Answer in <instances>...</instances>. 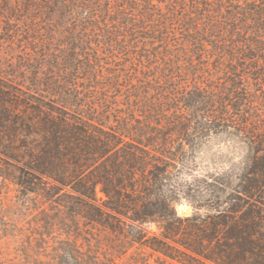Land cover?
<instances>
[{"label": "trees", "instance_id": "16d2710c", "mask_svg": "<svg viewBox=\"0 0 264 264\" xmlns=\"http://www.w3.org/2000/svg\"><path fill=\"white\" fill-rule=\"evenodd\" d=\"M24 4L33 25L47 26L68 38L71 55L44 56L43 77L35 75L29 92L20 89V98L0 93L9 100L0 103L6 138L20 135L23 140L19 147H3V155L21 165L17 184L22 192L48 201L57 198V205L69 210L76 207L86 221L113 232L123 234L127 232L123 227H129L135 231L136 244L179 264H264V0H24ZM146 21L149 25L143 26ZM175 27L184 29L187 46L181 53L165 57L170 69L143 81L140 77L129 80L124 86L120 82L138 74L134 70L127 75L119 69L102 90H113L117 98L141 89L162 95L170 92L167 84L180 74L177 64L188 60L187 66L193 69L190 58L200 63L208 58L218 61L219 70L230 63L224 77L230 80L225 91L233 94L232 104L215 103L212 108L221 111H208L209 116L199 115L190 123L205 128L213 121H231L249 135L245 144L253 153L239 188L243 196L239 201L247 207L237 220L234 210L205 220L196 215L180 218L173 201L153 191L170 173L172 165H167L165 157L175 161L172 156L177 155L159 151V145L147 143L148 138L135 135L129 126L107 124L101 112L88 115L87 103L68 94L75 79L70 71L76 68L79 52L88 56L92 47L93 41L85 42L82 33L91 36L101 30L99 38L105 40L109 55H115V43L122 56L130 55L131 65L152 58L125 52L128 46L121 45L124 35L134 38L130 44L137 45L134 51L151 49L159 54L157 48H162L161 53H169ZM87 60L85 67L91 66L92 60ZM95 60L99 62V58ZM140 65L150 74L154 70ZM249 79L255 82V95L246 86ZM197 91L205 92L200 87ZM141 109L143 113L151 107L142 105ZM153 113L160 131L163 115ZM150 224H157L159 234L148 235L144 226Z\"/></svg>", "mask_w": 264, "mask_h": 264}, {"label": "rangeland", "instance_id": "374dc122", "mask_svg": "<svg viewBox=\"0 0 264 264\" xmlns=\"http://www.w3.org/2000/svg\"><path fill=\"white\" fill-rule=\"evenodd\" d=\"M179 16H182L181 9ZM30 19L32 17L25 11L24 0H0V93L5 91L20 98V89L29 92L27 88L35 75L40 73L39 77H43L41 72L45 73L43 69H46L44 56L71 55L70 47L66 46L67 37L49 31L47 26L38 28V24L33 25ZM148 21L142 25H149ZM181 28L172 30L171 45L174 47L169 53H161L162 48H157L159 54L151 49L136 52L134 49L137 45L130 47L134 38L129 34L124 35L121 45L128 46L125 52L136 57L151 55L152 58L145 62L137 60L131 65L130 55L122 56L123 53L117 51L120 46L115 43V55H109L110 50L103 45L105 40L99 38L101 30L90 33L91 36L82 33L85 42L93 41L90 43L92 47H89V57L79 52L76 68L73 66L70 71L75 79L68 94L78 96L87 103L85 113L88 115L93 111L96 115L101 112L107 124L129 126L135 135L148 138L147 143L154 147L159 145V151L177 155L176 158L172 156L175 161L165 157L167 165H172L170 173L153 191L173 201L180 218L196 215L205 220L234 210L237 211L234 214L237 220L247 207L239 201L243 198L239 188L253 153L245 144L249 135L243 126L234 125L231 121H213L205 128L190 123L199 115L205 117L210 112L221 111L220 108H212L216 106L215 103L232 104L233 94L225 91L226 86H230V80L224 77L230 63L226 62L224 68L219 70L218 61L208 58H203L201 63L190 58L195 69L187 66L188 60L177 64L176 71L180 74L167 84L170 92L162 95L142 89L139 92H124L128 97L132 95L129 100L126 96L117 98L113 90H102L112 79L109 77L119 69L124 74L134 70L138 74L128 76V80H123L122 84L120 82L123 86L129 80L140 77L143 81L146 76L170 69L165 57L179 54L187 46V37ZM121 57L125 59L120 60ZM88 58L92 64L85 67ZM98 58L99 62L95 60ZM140 64L147 68L154 67V70L150 74L141 69ZM246 82L247 88L255 95V82L251 79ZM199 87L205 92H198ZM6 101H9L8 98H2L0 94V103ZM202 101L209 103L211 109ZM188 103L192 106H186ZM142 105H148L151 109L148 112L143 109L142 113ZM153 111L163 115L164 125L160 131L156 130L157 114ZM169 120L175 121V124L169 125ZM182 121L185 124L181 125ZM0 126V264H179L153 253L146 246L136 244L133 239L135 231L129 227H123L127 231L123 234L113 232L86 221L83 212L76 207L69 210L57 205L54 203L57 198L48 201L41 195L22 192L17 184L20 175L18 167L21 165L7 159L3 155V147H19L23 140L20 135L7 139V129L3 128L5 124L0 123ZM144 229L149 236L159 234L157 224L146 225Z\"/></svg>", "mask_w": 264, "mask_h": 264}]
</instances>
